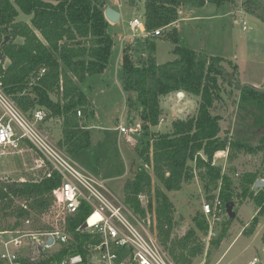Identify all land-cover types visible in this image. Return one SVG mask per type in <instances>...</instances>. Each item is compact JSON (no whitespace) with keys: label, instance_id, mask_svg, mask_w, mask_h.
Returning <instances> with one entry per match:
<instances>
[{"label":"trees","instance_id":"trees-1","mask_svg":"<svg viewBox=\"0 0 264 264\" xmlns=\"http://www.w3.org/2000/svg\"><path fill=\"white\" fill-rule=\"evenodd\" d=\"M127 1L133 3L137 0ZM198 1L143 2V13L139 17L149 31L165 27L169 30L166 38L175 44L173 59L157 63L153 54L154 42H150L151 52L143 62H135L127 50L122 51L121 86L124 91L136 92L143 123L135 145L141 164L133 171V177L124 183V200L134 213L145 216L140 195L151 191V174L145 168L150 165L161 185L160 188L158 185L154 188L157 197L154 212L158 236L165 246L174 227V205L166 191H176L183 183L199 176L220 185L219 194L224 205L237 195L231 177L212 163L216 151L244 146L239 140L228 141L219 134L220 116L211 111L218 95V77L239 90V110L244 112L242 119L246 115L251 121L245 122L244 128L249 133L252 131V138L264 125V91L238 80L236 84L232 83V75L221 63L222 57L200 54L180 44L176 28H168L179 19L180 9L195 7ZM209 1L220 5L226 0ZM108 2L0 0V43L5 35L9 36L8 42L0 48L2 88L18 108L29 116H32L35 108L41 107L46 110L44 121L49 118L61 120V137L57 140V146L69 154L91 144L90 131L85 129L82 119L92 112H88L90 103L81 83L87 77L103 72L113 53V39L107 31L109 22L104 16ZM243 4L245 12L264 22V0H244ZM19 11L30 16L29 22L15 20ZM18 38L21 40L17 41ZM42 68L44 72L40 71ZM178 91L198 96L195 114L175 119L170 131H151V127L159 124L161 117L159 97ZM263 133L257 134L260 140L264 138ZM258 149L249 146L246 151L255 154ZM49 170L51 165L37 178L0 180V219L9 216L17 218L9 226L11 229L33 215H56L53 190L59 186L61 179L55 170L47 175ZM257 178L255 173H245L239 184L242 191L238 195L242 201L246 197L252 198L255 208H258L257 214L261 215L264 214V186L254 188ZM15 200L21 202L16 204ZM148 207L151 211V205ZM90 211V206L82 203L75 214L65 216L64 221H60L70 238L52 255V261L75 254L86 256L85 246L90 241V235L79 227ZM203 216L196 215L193 219L196 228L206 234L208 225ZM35 220L37 225L39 220ZM38 225L36 229L39 230L53 228V224ZM4 228L6 226L1 225L0 220V230ZM198 241L196 231L191 229L174 240V246L169 251L182 264L190 263L192 257L203 251V245ZM176 249L179 250L177 253L174 252Z\"/></svg>","mask_w":264,"mask_h":264},{"label":"rangeland","instance_id":"rangeland-1","mask_svg":"<svg viewBox=\"0 0 264 264\" xmlns=\"http://www.w3.org/2000/svg\"><path fill=\"white\" fill-rule=\"evenodd\" d=\"M119 1L126 18L133 19L143 13L144 0L133 3L127 0ZM243 3L244 0H226L217 5L205 0L200 6L180 9L179 19L170 27L176 28L180 44L200 54L222 57V65L233 77L232 83L236 84L235 81L238 80L240 83L253 85L264 91V22L255 15L245 12ZM29 19L30 16L21 11L15 18L26 22H29ZM243 25L246 26L245 29L242 28ZM161 29L158 36H152L145 28L144 35L128 37L122 43L120 40L123 35L128 36L140 31L137 29L132 31L128 23L107 28L114 42L108 64L103 72L89 76L81 83L90 103L88 112L90 113V110L92 112L82 119L85 129L88 128L90 131L91 144L71 154L61 149L85 171L103 181L105 186L103 193L115 204L121 202L128 206L124 200L123 187L125 181L133 177V171L141 164L135 145L140 138L143 124L139 115L141 105L137 100L136 92L124 91L121 86V49L124 46L122 51L127 50L132 59L139 63L148 57L151 52L150 42H154L153 54L156 62L171 60L175 57L172 52L175 44L166 38L169 30L166 27ZM114 77L119 81L115 82ZM217 88V99L211 111L220 116L219 134L221 138L232 142L239 140L244 145L240 148L230 147L216 151L212 159V163L222 173L228 174L234 184V192L237 195L233 199V218L229 220L226 214L221 222L211 227L203 216L208 225L206 234L196 228L193 218L196 215H203L202 203L221 198L219 184L210 183L209 178L201 179L195 176L192 180L183 183L180 189L166 191L174 205V227L166 246L163 245L158 236L154 212L157 202L154 188L157 185L160 188L161 185L153 175L150 165H146L145 168L151 174V191L149 194L140 195L145 216L132 213L146 231L157 239L176 264L182 263L172 256L169 248L174 246V240L184 236L191 229L196 231L198 243L201 242L203 245V251L192 257L191 262L187 264H249L255 254L261 253L260 245L264 240V214H257L258 208H255L252 198L246 197L242 201L238 194L242 191L239 184L245 173L252 172L258 176L257 179H264V138L260 140V135L252 138L250 134L252 131L249 133L244 128L245 122L251 121L246 115L242 119L244 112L239 110L240 92L235 85L218 77ZM198 102V96L192 93H186L182 97L177 96L175 92L160 96L161 117L159 124L151 127V131L155 133L170 131L175 119L195 114ZM137 124L139 128L135 130ZM120 126H124L127 131L121 132ZM38 127L57 146V140L61 137V120L49 118ZM249 146L259 149L255 154L248 153L246 150ZM3 151L5 152L1 153ZM49 167L48 162L26 140H21L17 149L0 150V180L37 178ZM51 170L46 174L50 175ZM251 187L254 189L253 186ZM20 202L15 200L16 204ZM35 219L39 220L37 225ZM0 220L1 225L6 226L0 231L16 229L35 231L38 230L36 229L38 224H53L55 228L63 229L55 226L56 223L61 224L56 215L51 214L41 217L33 215L28 222L22 220L20 225L12 229L9 226L17 218L9 216L1 217ZM178 249L174 252L177 253Z\"/></svg>","mask_w":264,"mask_h":264},{"label":"built area","instance_id":"built-area-1","mask_svg":"<svg viewBox=\"0 0 264 264\" xmlns=\"http://www.w3.org/2000/svg\"><path fill=\"white\" fill-rule=\"evenodd\" d=\"M129 27L132 31H140L133 32V36L144 35L145 26L139 16L129 21ZM161 30L154 29L150 35L158 36ZM40 71L44 72V69ZM77 114L80 115V111ZM45 116L41 107L34 109L31 118L25 115L4 92L0 82V150L17 149L20 141L26 140L59 173L60 184L53 190L59 221L75 214L82 203L90 206L91 211L84 221L87 227H79L90 235L85 246L86 256L75 254L51 260L60 245L66 244L70 238L64 228L3 230L0 231V264H176L127 205L115 204L105 196L102 180L75 163L39 129L38 125ZM137 128L139 124L135 130ZM120 131L126 132L127 129L120 126ZM202 213L211 227L227 214L219 198L203 202ZM55 226L63 227L57 223ZM49 238H52L51 243H48ZM260 252L251 258L249 264H264V241Z\"/></svg>","mask_w":264,"mask_h":264},{"label":"water","instance_id":"water-1","mask_svg":"<svg viewBox=\"0 0 264 264\" xmlns=\"http://www.w3.org/2000/svg\"><path fill=\"white\" fill-rule=\"evenodd\" d=\"M205 0H199L198 1V5H202L204 4ZM104 16L105 18L107 19V21L109 22H117L120 18V12L117 11L116 9L112 8L111 6H107L105 9H104ZM9 40V36L8 35H5L4 36V39L2 40V42L0 43V48L6 44ZM2 58V52H1V49H0V59ZM184 95V93L182 91H178L177 92V96H180L182 97ZM264 131V126L262 128H260L259 132L258 133H261ZM257 133V134H258ZM264 186V179H257L256 182L254 183V188H260ZM233 205H234V202L233 201H229L226 203L225 205V208H226V213L227 215L230 217V218H233L234 216V211H233ZM87 227V222H83V224L80 226V229H84ZM52 242V238H49L48 239V243H51Z\"/></svg>","mask_w":264,"mask_h":264},{"label":"crops","instance_id":"crops-1","mask_svg":"<svg viewBox=\"0 0 264 264\" xmlns=\"http://www.w3.org/2000/svg\"><path fill=\"white\" fill-rule=\"evenodd\" d=\"M120 1L119 0H109L108 2V6H111L112 8L116 9L117 11L120 12V18L117 22H109L108 24V28L110 27H117L118 25L122 26L123 23H128L129 24V21L131 20L130 18H126V14L123 12V9L120 8ZM174 26V25H173ZM170 26H168L169 28ZM132 33L130 35H123L121 37V42L126 40V38L130 37V38H134L135 36H133ZM114 43V42H113ZM123 43V42H122ZM124 48V46L122 47V49ZM122 49H121V58H122ZM114 81L117 82L119 81L116 77H114ZM84 91V90H83ZM53 97V96H52Z\"/></svg>","mask_w":264,"mask_h":264},{"label":"flooded vegetation","instance_id":"flooded-vegetation-1","mask_svg":"<svg viewBox=\"0 0 264 264\" xmlns=\"http://www.w3.org/2000/svg\"><path fill=\"white\" fill-rule=\"evenodd\" d=\"M263 126H264V125H263ZM263 126H262V127H263ZM262 127H261V128H262ZM259 130H260V129H259ZM259 130H258V132H259ZM258 132L255 133V136L257 135ZM263 132H264V131H263Z\"/></svg>","mask_w":264,"mask_h":264}]
</instances>
